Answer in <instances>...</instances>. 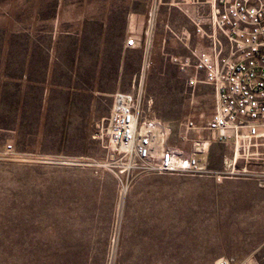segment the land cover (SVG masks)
Here are the masks:
<instances>
[{
	"label": "rangeland",
	"instance_id": "1",
	"mask_svg": "<svg viewBox=\"0 0 264 264\" xmlns=\"http://www.w3.org/2000/svg\"><path fill=\"white\" fill-rule=\"evenodd\" d=\"M181 1L0 0V264H264V176L161 174L109 146L119 91L170 145L214 115L184 34L154 33ZM233 153L212 144L209 167Z\"/></svg>",
	"mask_w": 264,
	"mask_h": 264
},
{
	"label": "built area",
	"instance_id": "2",
	"mask_svg": "<svg viewBox=\"0 0 264 264\" xmlns=\"http://www.w3.org/2000/svg\"><path fill=\"white\" fill-rule=\"evenodd\" d=\"M197 6L191 18L196 33L210 41V51L193 49L180 61L193 68L191 85H211L216 95L213 117L202 127L189 119L181 124L189 149L168 144L170 128L162 121L144 117L140 96L116 92L107 134L112 151L124 166L137 163L161 174L219 177L264 176L250 167L264 163V0H183ZM140 40L130 36L128 48ZM178 60V59H176ZM196 136L189 138L190 133ZM230 145L222 170L209 167L212 144ZM217 264H243L221 257Z\"/></svg>",
	"mask_w": 264,
	"mask_h": 264
},
{
	"label": "crops",
	"instance_id": "3",
	"mask_svg": "<svg viewBox=\"0 0 264 264\" xmlns=\"http://www.w3.org/2000/svg\"><path fill=\"white\" fill-rule=\"evenodd\" d=\"M197 11V6L188 1L182 0L179 5L170 3L168 13L161 15V23L154 33H162L164 29L170 33H181L182 35L184 34L186 40L184 45L190 52L193 49L205 52L210 51L209 39L197 34L191 21Z\"/></svg>",
	"mask_w": 264,
	"mask_h": 264
}]
</instances>
